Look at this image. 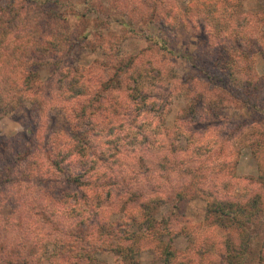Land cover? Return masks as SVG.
<instances>
[{
  "label": "trees",
  "instance_id": "trees-1",
  "mask_svg": "<svg viewBox=\"0 0 264 264\" xmlns=\"http://www.w3.org/2000/svg\"><path fill=\"white\" fill-rule=\"evenodd\" d=\"M12 1L0 6V111L27 102L36 116L30 119L35 124L30 136L0 142V264H32V259L49 253V245L53 253L48 258L55 264H99L97 256L104 252L115 255L114 264H139L137 253L144 248L155 251L162 261L171 259L179 235L172 229V218L183 219L179 204L196 198L204 201V221L226 232L221 264H264V240L258 254L252 253L254 233L264 226V124L261 138L252 144L259 190L241 202L219 195L217 185L211 186L213 190L203 185L235 176L234 161L223 175L227 164L225 158L219 159L223 151L206 136L208 127H201L207 111L212 112L209 106L215 104L213 91L217 90L216 97L227 94L249 105L230 84L234 74L245 75L241 93L246 95L257 93L264 84L249 55L251 35L261 31L241 29L238 4L202 1L203 15L209 14L213 30L206 29V23L192 25V11L180 13L175 6L164 5L172 11L149 14L162 31L188 21L208 59L193 55L204 79L189 83L202 86L201 95H192V100L203 113L192 122L204 132H191L186 123L191 115L183 118L185 110L178 119L183 124L176 123L173 135L166 133L165 114L148 108L147 99L139 94L144 84L138 79L145 71L137 73L138 55L121 57L107 43L104 55L113 63L62 64L72 48L71 31L66 17L51 6L62 2ZM190 1L194 7L197 1ZM67 3L81 18L94 11L92 0ZM247 15L243 18L250 24L251 14ZM96 33L87 29L77 36L87 42L93 36L96 41ZM148 41L167 50L162 36H149ZM44 64L53 71L42 79L39 70ZM130 71L135 73L132 79ZM185 81L177 80L174 90L184 87ZM253 108L261 113L259 105ZM51 110L61 111L59 127L53 126L58 120ZM172 178L176 182L171 186ZM164 205L171 206L167 215L161 214ZM11 232L15 237L4 240Z\"/></svg>",
  "mask_w": 264,
  "mask_h": 264
},
{
  "label": "rangeland",
  "instance_id": "rangeland-1",
  "mask_svg": "<svg viewBox=\"0 0 264 264\" xmlns=\"http://www.w3.org/2000/svg\"><path fill=\"white\" fill-rule=\"evenodd\" d=\"M18 1L20 2V0H14V2ZM79 1L81 0H60L62 4L51 5L53 9L58 10L66 17V23L71 31L69 35L72 48L69 55L63 58L62 64H75L85 67L96 64L95 66L100 67L101 61V63L108 61L113 63L115 62L114 59H108L104 55V46H107V43L108 45L113 44L115 49L119 50V56L121 57L138 55L140 64L136 67L137 73L141 70L145 71L138 79L141 82L143 78L142 82L144 84L142 85V94H139L147 99L146 105L148 108L154 109L158 114H165L166 133L176 135L173 128L177 122L183 124L182 120H178L179 114L186 110L183 118L191 115V121L187 120L186 122L189 129L191 132L201 135L204 131L202 129L200 131V128L192 122V119L203 112L199 103H196V101L195 104L193 103L192 95H195V98L199 97L203 92L202 86L197 83L195 85L189 84L193 81L196 82L197 77L204 79L203 71H201L202 67L199 66L198 59H194L193 55L199 54L202 61H208L206 52H202L203 47L199 35L186 20L184 26L180 27L179 25L174 29L169 27L168 31L167 29L162 31L157 19H152V21L149 19V14L172 11L171 7L166 8L164 5L175 6L177 12L180 11V13L192 11L194 14L192 25L197 24L203 27L206 23V29L213 30L215 25L212 20L207 18L209 14L203 15L205 2L196 0L195 6L191 7L190 0H92L94 11L81 18L75 11V7L73 5L69 6L67 3ZM7 2L11 4L13 1L0 0V6L5 5ZM21 2H25L21 4L27 3L26 1ZM234 3L238 4L236 10L241 19V29L246 27L247 30L251 31L259 28L261 31V36L256 32L251 35L253 39L249 45V55L253 58L252 69H255V73L264 78V54L261 53L264 48V0H234ZM158 4V8L155 9L154 7H157ZM247 14H251L250 21L252 22L250 24L245 22L246 16L243 18ZM63 21L64 19L61 21L62 24ZM209 26H212L211 29ZM87 29L97 31L96 41L93 40V36L91 41H88L89 43L81 37L78 39L79 32L83 33ZM149 36H162L167 50L159 49L160 44H151L148 41ZM256 37L259 38V41H256ZM93 41L94 43H92ZM147 50L150 52H147ZM52 68L50 64H44L40 68L39 74L42 79L51 75ZM210 71L212 72V70ZM145 73L147 76H145ZM117 74L121 79L124 77L122 73L117 72ZM128 74L132 76L130 79L135 77L133 71ZM245 78V75L235 73L230 84L234 88V92L240 94L250 104L247 105L239 99L228 97L227 94H224L225 96L222 98L216 97L217 90L215 89L212 93L215 96L213 99L215 104L209 106L212 112L207 111L206 121L201 123L202 128L207 126L210 130L206 136L210 137L216 145H220L223 151V156L219 158L222 160L225 158L227 162L223 168V175H227L232 166L235 167L234 177L227 179L223 177L219 179L218 177V183L213 181L214 184L203 185L208 187L217 185L219 188L216 189V192L219 195L225 196L226 199L241 202L245 201L246 196H249L253 190H259V185L255 182L258 168L252 144L258 142L261 138L260 131L264 124V115L262 114L264 113V84L257 93L253 92L251 95H246L241 93ZM177 80L180 82L186 80L184 82L186 85L178 87V90L175 91L173 86ZM130 83H132V80ZM188 86L193 89H188ZM203 89L205 90V88ZM251 104L253 106L255 104L259 105L261 113L255 111ZM50 115L58 120L55 125L53 123L52 125L59 127L62 124L61 111L51 110ZM35 116L32 106L27 102L11 111H0V142L4 143L16 139L24 140V138L30 136L35 125L30 119ZM38 136L40 138L41 134ZM182 144L184 143L182 142ZM219 159L218 161H222ZM230 161H234L232 166ZM174 182H176L175 179L172 180L171 186ZM160 184L163 186L162 183ZM213 187H211L212 190ZM179 205L183 211V219L174 221L175 219L172 218V222H174L172 229L179 234L173 241L174 257L162 261L155 251L144 248L137 253L138 263L221 264L219 251L224 241L223 235L226 232L204 221L205 215L202 211L204 201L196 198L184 200ZM170 207V205L162 206L161 214L167 215V210ZM13 229L17 233L14 226ZM38 231L40 230L38 229ZM230 234L232 232L227 231V235ZM10 236L15 237V234L11 232V235L4 236V240H10ZM263 240L264 226L258 228L254 233L253 256L258 254ZM48 249L49 253L37 260L32 259L31 263L55 264V259L48 258L53 253L52 246L49 245ZM97 257L99 264H114L115 262L113 253L104 252Z\"/></svg>",
  "mask_w": 264,
  "mask_h": 264
},
{
  "label": "clouds",
  "instance_id": "clouds-1",
  "mask_svg": "<svg viewBox=\"0 0 264 264\" xmlns=\"http://www.w3.org/2000/svg\"><path fill=\"white\" fill-rule=\"evenodd\" d=\"M194 22V21H193Z\"/></svg>",
  "mask_w": 264,
  "mask_h": 264
}]
</instances>
